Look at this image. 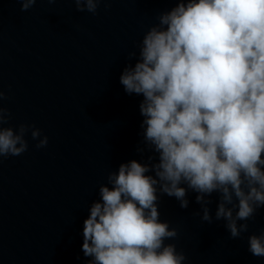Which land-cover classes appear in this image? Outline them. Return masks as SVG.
<instances>
[{"label":"clouds","instance_id":"obj_1","mask_svg":"<svg viewBox=\"0 0 264 264\" xmlns=\"http://www.w3.org/2000/svg\"><path fill=\"white\" fill-rule=\"evenodd\" d=\"M21 11L38 0H17ZM52 2V0H49ZM95 15L109 0H70ZM156 16L121 73L127 94L143 97L141 144L154 155L110 171L99 200L83 223L87 264H183L176 228L161 222L158 195L181 208L194 191L202 222L212 223L208 197L219 194L215 220L231 239L249 231L264 207V0H171ZM0 90V162L37 149L48 137L34 125L5 127L11 113ZM154 172L153 175L148 173ZM186 185L187 187H182ZM248 251L264 258V230L247 238Z\"/></svg>","mask_w":264,"mask_h":264}]
</instances>
